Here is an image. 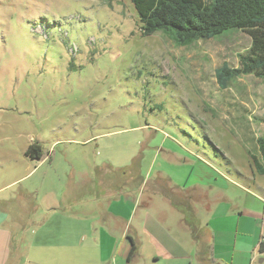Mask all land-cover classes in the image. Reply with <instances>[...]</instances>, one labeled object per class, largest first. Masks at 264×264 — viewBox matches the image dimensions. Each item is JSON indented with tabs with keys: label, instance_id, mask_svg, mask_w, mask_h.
<instances>
[{
	"label": "rangeland",
	"instance_id": "rangeland-1",
	"mask_svg": "<svg viewBox=\"0 0 264 264\" xmlns=\"http://www.w3.org/2000/svg\"><path fill=\"white\" fill-rule=\"evenodd\" d=\"M250 43L239 28L186 46L144 35L131 0H0V186L12 170L39 175L53 163L152 179L167 168V146L247 164L264 82L242 74L221 89L215 69L237 67ZM242 112L252 140L232 118ZM32 141L54 160L24 157Z\"/></svg>",
	"mask_w": 264,
	"mask_h": 264
},
{
	"label": "crops",
	"instance_id": "crops-1",
	"mask_svg": "<svg viewBox=\"0 0 264 264\" xmlns=\"http://www.w3.org/2000/svg\"><path fill=\"white\" fill-rule=\"evenodd\" d=\"M243 112L232 118L252 140ZM182 148L162 147L167 168L152 179L100 163L10 171L0 186V264H263L264 174L230 153L225 163ZM43 149L28 160H51Z\"/></svg>",
	"mask_w": 264,
	"mask_h": 264
},
{
	"label": "trees",
	"instance_id": "trees-1",
	"mask_svg": "<svg viewBox=\"0 0 264 264\" xmlns=\"http://www.w3.org/2000/svg\"><path fill=\"white\" fill-rule=\"evenodd\" d=\"M144 35L161 33L178 46L198 39H209L230 28H239L251 38L249 48L240 53L237 67L227 63L215 69L219 88L242 74H253L264 82V0H131ZM258 156L251 155L256 171L264 174V136L256 138ZM44 153L39 141L29 143L24 151L30 159ZM132 243L131 251L134 252ZM259 252L264 251L260 242Z\"/></svg>",
	"mask_w": 264,
	"mask_h": 264
}]
</instances>
